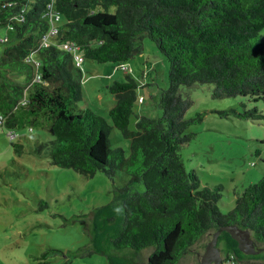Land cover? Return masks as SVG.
<instances>
[{
	"label": "trees",
	"instance_id": "obj_1",
	"mask_svg": "<svg viewBox=\"0 0 264 264\" xmlns=\"http://www.w3.org/2000/svg\"><path fill=\"white\" fill-rule=\"evenodd\" d=\"M49 3L62 20L52 44L40 46ZM2 27L12 30L6 40L12 43L0 53V124L12 128L27 121L45 128L50 138L31 151L47 153L52 164L85 176L97 170L111 179L117 170L129 174L120 188L122 217L111 237L115 248H152L146 264H176L201 235L233 224L248 229L253 243H264V176L236 193L234 205L222 212L223 184L201 185L180 158V145L190 138L185 129L201 115L185 119L191 100L178 93L181 85L209 83L213 97L263 99L264 0H0ZM145 35L168 62V85L158 97L161 116L134 115L131 123L137 82L128 73L126 80L108 85L115 98L108 110L111 124L78 106L80 68L61 44L75 42L84 58L122 62L141 52ZM29 54L40 62V80H32ZM17 75L24 76V84L14 80ZM243 115L255 116L256 109ZM112 126L130 138L128 155L109 147ZM136 182L144 189L131 191ZM105 212L108 221L114 219ZM218 239L226 242L227 255L245 256L227 231ZM127 261L109 256L110 264L134 263Z\"/></svg>",
	"mask_w": 264,
	"mask_h": 264
},
{
	"label": "rangeland",
	"instance_id": "obj_2",
	"mask_svg": "<svg viewBox=\"0 0 264 264\" xmlns=\"http://www.w3.org/2000/svg\"><path fill=\"white\" fill-rule=\"evenodd\" d=\"M260 34L264 36V27ZM6 35L10 37L12 30L0 28V38ZM11 43L0 41V53ZM141 46L140 53L122 62L83 58L80 73L75 71L82 86L78 106L89 107L111 124L108 110L115 98L108 85L126 80L128 73L137 82L136 97L143 99L136 98L131 123L134 115L161 116L158 97L168 85V62L149 36L142 37ZM120 63L127 69L119 68ZM14 80L25 82L23 75ZM212 87L193 83L178 89L191 100L184 118L201 115L186 127L190 138L180 145L179 154L184 168L195 170L201 185L223 184L218 205L226 212L234 205L236 193L264 176V95L257 101L241 95L213 97ZM253 108L255 116L243 115ZM9 131L14 135L9 136ZM48 138L45 128L27 121L12 128L0 124V264H64L66 260L68 264H110V255L146 264L152 248L117 249L111 242L122 217L120 188L129 174L117 170L111 179L97 170L85 176L52 164L47 153L31 151ZM108 138L110 148L121 147L128 155L130 138L120 129L112 126ZM17 143L23 146L17 149ZM143 189L142 182L130 188ZM105 210L114 215L113 220L106 219ZM211 237L212 231L201 235L176 264H196ZM216 246L221 253L228 250L222 239L217 238ZM254 248L257 253H244L234 264L264 263V243L255 241Z\"/></svg>",
	"mask_w": 264,
	"mask_h": 264
},
{
	"label": "built area",
	"instance_id": "obj_3",
	"mask_svg": "<svg viewBox=\"0 0 264 264\" xmlns=\"http://www.w3.org/2000/svg\"><path fill=\"white\" fill-rule=\"evenodd\" d=\"M44 16L48 19V26L46 31L42 34L40 38V46H47L49 44H52V37L57 34L59 30V25L61 23L62 17L60 12H58L52 3L47 4V10L44 12ZM8 39V36H4L0 38L1 42H4ZM61 47L68 52L72 54V60L75 66L79 67L80 69L82 68V61H83V54L82 51L80 50V46L76 44L73 41H67L61 44ZM25 61L29 62L33 66V81L40 80V72H39V67H40V62L36 58H34L33 55L29 54L25 56ZM119 68L126 70V66L123 63H120ZM138 101H142V96H139L137 98ZM1 120V117H0ZM9 133V132H8ZM10 134V133H9ZM11 135V134H10ZM228 260L233 264L234 259L232 254L228 255Z\"/></svg>",
	"mask_w": 264,
	"mask_h": 264
},
{
	"label": "water",
	"instance_id": "obj_4",
	"mask_svg": "<svg viewBox=\"0 0 264 264\" xmlns=\"http://www.w3.org/2000/svg\"><path fill=\"white\" fill-rule=\"evenodd\" d=\"M221 230H225L229 233L232 239L237 243V248L245 254H254L257 250L254 248L253 240L249 236L250 231L248 229H241L237 225H225L221 226L212 233V237L205 246V250L200 256V260L197 264H218L221 262V255L218 247L216 246L217 238Z\"/></svg>",
	"mask_w": 264,
	"mask_h": 264
},
{
	"label": "flooded vegetation",
	"instance_id": "obj_5",
	"mask_svg": "<svg viewBox=\"0 0 264 264\" xmlns=\"http://www.w3.org/2000/svg\"><path fill=\"white\" fill-rule=\"evenodd\" d=\"M237 244V243H236ZM253 245H254V243H253ZM219 249V248H218ZM204 250H205V248H204ZM220 251V250H219ZM242 252V251H241ZM243 253V252H242ZM257 253V252H256ZM220 255H221V262L220 263H218V264H232L231 262H229V260H228V255H227V253L226 252H224V253H221V251H220ZM201 256V255H200ZM233 256V259L235 260V256L234 255H232ZM199 260H200V258H199ZM199 260H198V262H199ZM197 262V263H198ZM196 263V264H197ZM234 263V262H233ZM211 264H213V261L211 262Z\"/></svg>",
	"mask_w": 264,
	"mask_h": 264
},
{
	"label": "crops",
	"instance_id": "obj_6",
	"mask_svg": "<svg viewBox=\"0 0 264 264\" xmlns=\"http://www.w3.org/2000/svg\"><path fill=\"white\" fill-rule=\"evenodd\" d=\"M83 107V106H82Z\"/></svg>",
	"mask_w": 264,
	"mask_h": 264
}]
</instances>
